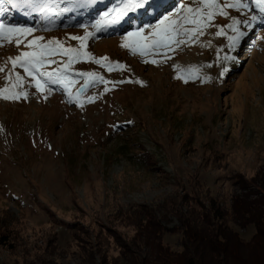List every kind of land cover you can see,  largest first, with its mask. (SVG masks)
Here are the masks:
<instances>
[{"label": "rangeland", "instance_id": "374dc122", "mask_svg": "<svg viewBox=\"0 0 264 264\" xmlns=\"http://www.w3.org/2000/svg\"><path fill=\"white\" fill-rule=\"evenodd\" d=\"M15 1L0 0V264L110 263L140 207L179 249L171 202L227 203L264 168V0H50L63 15L45 27L14 21ZM145 3L163 7L106 28Z\"/></svg>", "mask_w": 264, "mask_h": 264}, {"label": "trees", "instance_id": "16d2710c", "mask_svg": "<svg viewBox=\"0 0 264 264\" xmlns=\"http://www.w3.org/2000/svg\"><path fill=\"white\" fill-rule=\"evenodd\" d=\"M234 184L237 189L227 203L205 191L198 197L199 210L183 213L176 202L165 208L178 221L172 231L180 234L179 249L162 242L164 232L171 229L154 221L146 208L136 209L133 248L122 246L119 257L111 258L110 263L102 257L103 263L119 264L123 259L125 264H264V168L250 180L236 177ZM230 224L250 228V236L243 238Z\"/></svg>", "mask_w": 264, "mask_h": 264}, {"label": "bare ground", "instance_id": "6f19581e", "mask_svg": "<svg viewBox=\"0 0 264 264\" xmlns=\"http://www.w3.org/2000/svg\"><path fill=\"white\" fill-rule=\"evenodd\" d=\"M21 3V4H20ZM29 4V5H28ZM33 3L32 2H23V1H20V2H18V10H17V19H20V17L21 16H23V17H26L25 15H21L20 13L21 12H23V13H29V15H33V16H41L42 15V18L44 19V22L48 19V17L52 14V16H56L57 14L55 13V12H53L54 10H51L52 12H50V9H51V7H53L54 5H51V4H49V5H47L46 3H42V5H41V7H40V9L41 8H44V12L42 13L41 11H40V9L38 10V11H34V10H32V9H30V8H33ZM27 8H28V10H30L32 13L30 14V12H26V11H23V10H27ZM131 9H133L134 10V12H135V9L133 8V7H126V9H125V11H128L129 12V10H131ZM138 9V8H137ZM128 12L127 13H125L123 16V18H125V20L127 19V18H129L131 15H129L128 14ZM138 11H136V13H137ZM37 13H39V15L37 14ZM134 14V13H133ZM28 16V15H27ZM122 18V19H123ZM121 19V20H122ZM120 19L116 22V23H114V22H109V25H111V26H116V25H118L119 24V22H124V21H121ZM1 68V67H0ZM153 84V83H152ZM96 91V90H95ZM100 95V94H99ZM105 101V100H104ZM105 105V104H104ZM93 120V119H92ZM0 136H1V133H0ZM93 142V141H92Z\"/></svg>", "mask_w": 264, "mask_h": 264}]
</instances>
